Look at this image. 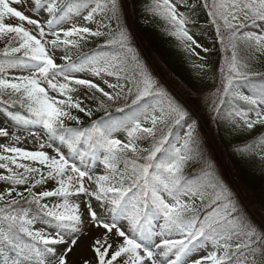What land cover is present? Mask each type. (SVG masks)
<instances>
[{"label": "snow or ice", "instance_id": "1", "mask_svg": "<svg viewBox=\"0 0 264 264\" xmlns=\"http://www.w3.org/2000/svg\"><path fill=\"white\" fill-rule=\"evenodd\" d=\"M127 4L0 0V264H264V225L234 201L202 135L205 118L233 136L259 126L264 145V34L246 30L264 27V0L143 5L198 58L207 102L160 82ZM197 5L220 45L218 82L188 27ZM232 150L264 161L248 140Z\"/></svg>", "mask_w": 264, "mask_h": 264}, {"label": "trees", "instance_id": "2", "mask_svg": "<svg viewBox=\"0 0 264 264\" xmlns=\"http://www.w3.org/2000/svg\"><path fill=\"white\" fill-rule=\"evenodd\" d=\"M146 2L147 0H128L125 19L126 22L129 23L130 31L133 33L135 45L137 44L138 37V39L146 45L151 58L156 61V66L161 76H163L172 87H174L175 84V88L181 89L185 93L191 92L192 94L204 91L205 86L200 83L196 75L198 70L194 67L195 63H199L198 58L190 56L183 51L180 46V41L165 31L170 27L169 25L163 22L162 19L152 17L144 11L143 5ZM188 27L196 31L202 37V42L205 46L212 49L209 63L212 65V70L213 73L216 74L217 80L219 77L217 68L222 63V53L220 45L216 41L214 28L210 26L209 18L204 8L197 5L195 8V23H189ZM91 47H93V45H89L84 48L83 51H88ZM202 55H204V53ZM257 68L259 70H264V58L258 60ZM100 115H102V113L96 114L93 119H98ZM81 118L84 121L88 120L83 117L82 114ZM211 128L216 131L215 135L218 138L219 144L217 147L220 155L230 166L241 192L245 193L248 204L256 206L260 212H262L263 216L261 220L264 223V200L261 198V194L264 193V161L253 156L249 163H241L232 150L234 144L242 140H248L250 143L255 144V151L257 153L264 152V145L252 141V138L256 137L257 133L261 132V127L257 126L250 133L241 134L239 136L230 135L222 127L218 128L215 124L211 125ZM202 135L205 138L203 130ZM141 146L148 148L150 144L143 141L141 142ZM197 170L198 169L189 168L186 170V175L195 174ZM222 173L224 175H221L232 191L234 201L239 207L248 212L223 170ZM248 214L252 217L256 225H262L260 219L253 218L249 212Z\"/></svg>", "mask_w": 264, "mask_h": 264}, {"label": "rangeland", "instance_id": "3", "mask_svg": "<svg viewBox=\"0 0 264 264\" xmlns=\"http://www.w3.org/2000/svg\"><path fill=\"white\" fill-rule=\"evenodd\" d=\"M12 6H16V7H20L16 4H13ZM21 10H25L26 11V14L28 15H33L31 11H28L27 9H21ZM183 10V9H181ZM12 23H18L17 20L15 19H12L11 20ZM259 25V24H257ZM252 26V27H249L248 29L250 28H256V26ZM251 26V25H250ZM264 28V27H263ZM198 36V35H197ZM199 37V36H198ZM200 38V37H199ZM201 39V38H200ZM202 42V40H201ZM147 62H149V60L147 59ZM150 67H152V64L150 63ZM153 68V67H152ZM219 81V79H217V82ZM163 84V83H162ZM167 89L168 91L173 95V96H176L177 98H183L185 100H189V93L191 92H183L181 89H178V88H175V84H174V87H172V85H166V84H163ZM196 94H200L202 96V98L205 100V102H207V100L209 99L208 97V94H207V91L204 90V91H199L197 93H193V95H196ZM3 120V116H0V121ZM211 125H214L213 123H208L207 122V119L205 118V128H206V131L208 132H205L204 131V134H205V141H206V146H207V150L208 152L212 155L213 159L217 161V164L220 168V171H221V174L224 175L222 173V170L225 172V174L227 175V177L229 178V181L230 183L233 185V187L235 189L239 188V185L236 184V182L234 181L233 177H232V170L230 168V166L228 165V163L224 160V158L220 155V152H219V149L217 147V145L219 144L218 143V138L217 136L215 135L216 131L214 129L211 128ZM210 127V128H209ZM9 130L10 131H17L16 129L12 128L11 124H9ZM26 134V133H24ZM118 138H121L123 139V135L122 134H119ZM27 147L31 148L32 145L29 144L27 145ZM242 193V192H241ZM241 202L245 205V207L247 208L248 212L253 216L254 218V215H257L256 213L260 214V212L257 210V207L256 206H250L248 204V202L246 201V196L242 193L241 197ZM256 211V213H255ZM261 218V217H260ZM41 225L38 223L36 225V227H40Z\"/></svg>", "mask_w": 264, "mask_h": 264}]
</instances>
